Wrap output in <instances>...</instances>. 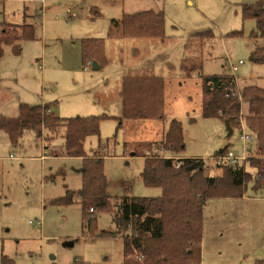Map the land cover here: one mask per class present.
Returning a JSON list of instances; mask_svg holds the SVG:
<instances>
[{"label": "rangeland", "instance_id": "obj_1", "mask_svg": "<svg viewBox=\"0 0 264 264\" xmlns=\"http://www.w3.org/2000/svg\"><path fill=\"white\" fill-rule=\"evenodd\" d=\"M252 1L0 0V35L7 25L29 24L33 31L31 38L22 37L20 29L13 45L0 47V117L19 116L20 103L48 104L49 112L62 118L103 116L99 133L83 144L88 156L96 149L105 155L107 192L115 210L116 199L126 194L161 195L141 177L144 156L132 152L137 142L162 141L172 120L183 130L178 157L208 158L212 164L206 174L221 175L224 169L212 157L226 147L241 155L242 125L229 128L219 118L202 115V76L230 73L228 62L243 60L235 73L237 90L248 84L264 88V63L250 59L264 39L251 37L256 21L242 17V4ZM143 9L164 12V39L110 36L112 19ZM87 39L104 40L107 64L85 68L91 61L83 55ZM154 59V73L165 80V116L123 118V76L140 74ZM62 133L43 140L27 132L13 147L0 131V264L2 256L14 264H122V238L112 235L116 211L97 212L98 229L92 234L85 229L80 197L61 201L67 190L82 187L84 177L83 159L63 156ZM251 150L244 165L254 173L255 145ZM254 179L244 197L206 201L202 264L264 261V189L255 192Z\"/></svg>", "mask_w": 264, "mask_h": 264}, {"label": "trees", "instance_id": "obj_2", "mask_svg": "<svg viewBox=\"0 0 264 264\" xmlns=\"http://www.w3.org/2000/svg\"><path fill=\"white\" fill-rule=\"evenodd\" d=\"M242 17L255 19L256 30L251 37L264 39V0L243 3ZM7 26L8 29L0 35V47L3 43L13 45L20 29L24 30L22 37L33 36L29 24ZM109 31L110 36L121 38L164 39V12L147 9L123 13L120 19H112ZM203 33L196 35L202 38L209 36V32ZM234 34L241 32L234 31ZM83 55L85 60H91L92 65L97 62L99 68L108 62L102 39L85 40ZM250 59L254 63H264V45L256 46ZM154 62L155 59L147 61L140 74L136 71L123 76L120 92L123 118L145 120L165 116V80L154 73ZM202 82L204 117L227 121L229 128L239 127L243 120L248 130L256 135V142L251 144L255 145L256 155L250 157L254 173L248 171L244 164H238L216 166L224 169L223 174L210 176L206 174L209 164H212L210 159L176 158L184 149L183 130L178 120H172L162 141L137 142L132 152L134 156H144L141 177L146 186L159 187L161 195L141 197L126 194L116 199L115 210L107 192L108 179L103 168L105 155L96 149L92 156H88L83 144L88 135L99 133L103 116L62 118L50 113L48 104L20 103L19 116L0 117V131L8 135L13 147H17L27 132L35 133L43 140H52L63 130V156L82 158L84 177L82 187L67 190L61 201L70 202L75 194L80 197L85 229L92 234H96L98 229L97 212L116 211V228L112 235L122 238V264H202L203 208L206 201L243 197L248 189L247 183L254 176L257 179L253 181L252 189L255 192L264 189V88L248 84L237 90V82L230 73L203 75ZM244 104L245 114L242 111ZM226 150L227 147L219 153ZM164 152L171 154L168 156ZM1 264L14 262L2 256ZM72 264L86 263L75 260ZM255 264H264V261L258 260Z\"/></svg>", "mask_w": 264, "mask_h": 264}, {"label": "built area", "instance_id": "obj_3", "mask_svg": "<svg viewBox=\"0 0 264 264\" xmlns=\"http://www.w3.org/2000/svg\"><path fill=\"white\" fill-rule=\"evenodd\" d=\"M229 61V60H228ZM244 62L243 60H239L238 62L234 63L232 61L228 62V69L230 70V74L234 76L235 80L237 81V77L235 75L236 71L238 70L239 66L242 65ZM92 65L91 61L87 62V65L85 68H88ZM241 133H240V140L242 142V153L241 155L236 154L233 150H226L224 152H221L219 154H216L212 158L214 159V164L218 167H223L226 165H238V164H245L244 162L247 160V158L250 156V147L249 145L256 142L257 137L254 133L250 132L248 128L245 126L243 120L241 121ZM12 158H14L11 155ZM37 225L42 226L41 221L36 222Z\"/></svg>", "mask_w": 264, "mask_h": 264}, {"label": "water", "instance_id": "obj_4", "mask_svg": "<svg viewBox=\"0 0 264 264\" xmlns=\"http://www.w3.org/2000/svg\"><path fill=\"white\" fill-rule=\"evenodd\" d=\"M93 68L94 69H98L99 68V64L97 62H93ZM226 125L228 126L227 121H225ZM83 171V170H82Z\"/></svg>", "mask_w": 264, "mask_h": 264}, {"label": "crops", "instance_id": "obj_5", "mask_svg": "<svg viewBox=\"0 0 264 264\" xmlns=\"http://www.w3.org/2000/svg\"><path fill=\"white\" fill-rule=\"evenodd\" d=\"M143 10H147V9H143ZM158 10V9H157ZM160 10V9H159ZM140 11V10H139ZM11 156V155H10ZM177 158H179V157H177ZM244 197V196H243ZM258 261V260H257Z\"/></svg>", "mask_w": 264, "mask_h": 264}]
</instances>
